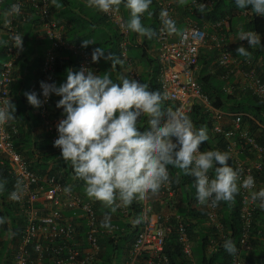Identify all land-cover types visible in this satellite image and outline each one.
<instances>
[{"label":"built area","instance_id":"built-area-1","mask_svg":"<svg viewBox=\"0 0 264 264\" xmlns=\"http://www.w3.org/2000/svg\"><path fill=\"white\" fill-rule=\"evenodd\" d=\"M3 2L0 0V33L6 37L4 51L7 60L0 67V107H4L8 101L12 104V87L16 81L17 63L24 49L21 27L28 18L37 17L36 28L51 42L41 66L38 98L41 99L42 105L38 108V112L41 115V123L54 144L55 139L58 138L57 125L64 116L53 113V95L45 101L40 84L42 81L54 82L60 49L73 52L78 60L79 71L87 68L96 72L92 51L66 41V25L55 19L51 0H14L6 9H2ZM156 2L159 11L156 42L158 61L161 65L158 81L161 90L168 94L165 101L176 104L178 106L176 110L186 114L192 111L193 106L202 107L211 115L214 138L222 140L225 144V152L234 162L235 169L241 170L240 180L249 175L255 178L254 189L241 188L239 191L241 244L243 249L247 248L253 237L255 214L259 209L257 203L251 200L250 193L261 189L257 176L264 170V147L244 124V114L228 113L216 108L209 95L203 91L198 82L202 50L209 47L217 48L220 54L216 64L224 71L222 77L226 80L232 77L240 78L236 84L228 80L224 89L226 93L234 94L236 85H240L264 103V82L258 74V66L252 60L242 61L234 55L229 45L224 44L226 33L230 32L229 16L212 23L205 22L203 25L187 20L180 31L169 32L160 12L162 8H168L169 14L177 20L176 0ZM186 2L187 11L192 15H198L213 7L212 0H186ZM13 4L20 5L19 14L11 12ZM249 13L246 11L243 15ZM102 14L124 37L119 43L121 60L126 64L130 78L142 82L129 56L131 47L127 40L129 32L121 27L126 21L124 13L119 9ZM20 39H22L21 46H19ZM17 134L18 127L11 121L0 125V164L8 163L10 174L19 181L20 188L11 195L10 201L17 205L25 218L20 243L14 254V264H92L101 252L99 236L104 233L113 234L118 230V226L111 224V229L103 230L94 202L72 190L66 193L62 179L56 176L47 174L41 177L31 171L24 157L14 146L13 139ZM57 151L60 153L59 148ZM245 152L248 156L242 158L241 155ZM209 174L212 176L211 171ZM151 194H157L162 206L169 209L155 211L150 201ZM181 195L180 189L175 187L170 176L169 181L164 183L158 192H149L143 198H137L141 208V218L138 222L142 225L124 264H172L166 254V243L174 233L177 235L184 258L192 261V264H197L193 261L194 247L188 234L189 225L184 222V217L175 208ZM191 208L204 212L206 227L212 228L216 233L217 240H212L209 245L211 252L218 242H224L227 236L219 207L212 206L211 202L202 204L195 198ZM119 209L123 210L122 214L126 216L130 213L124 204H121ZM70 211H79L81 213L79 217L85 220L88 227L87 246L76 239L80 223L76 222L78 221L76 218L65 216V212ZM47 244H60V246L53 248L54 255L48 261H44L45 251L49 249ZM231 264H248V261L242 257L240 251H237L232 257Z\"/></svg>","mask_w":264,"mask_h":264},{"label":"clouds","instance_id":"clouds-1","mask_svg":"<svg viewBox=\"0 0 264 264\" xmlns=\"http://www.w3.org/2000/svg\"><path fill=\"white\" fill-rule=\"evenodd\" d=\"M152 2L86 0L88 7L105 14L119 10L123 4L129 12V19L121 27L148 38L153 36L154 31L142 23V18ZM234 3L238 9H250L264 17V0H234ZM11 12L19 14L20 5L13 4ZM160 15L169 32L180 31L168 8H162ZM237 38L247 42V47L241 44L236 49L240 56L249 57V49L257 45L264 47L260 35L253 31L241 30ZM94 43L84 39L82 46ZM21 45L22 39L19 40ZM105 53L102 47L94 48L92 61L99 62L103 58L114 67L119 62L118 58ZM117 80L112 79L110 71L96 73L82 68L80 71L67 70L66 79L59 85L43 81L40 84L45 101L51 95L60 97L56 107L63 110L64 118L57 125L58 138L54 147L59 148L61 158L71 164L74 177L83 182L87 197L101 202L114 213L121 204H131L134 199L143 198L149 192H158L170 179L169 166L194 178L196 198L202 204L211 202L212 206H217L220 202L233 201L241 188H255L253 176L240 180L241 170L228 164V153L200 150L202 143L209 140L206 127L196 128L189 115L166 108L163 103L168 95L166 91L150 87L147 81L139 82L125 76H118ZM25 95L30 105L41 107L39 94L30 92ZM145 113H150V126L142 128L139 120ZM14 116L15 105L10 101L0 107V125L11 121ZM210 171H214V176H210ZM2 189L3 184L0 183ZM64 191L70 193L71 188L66 187ZM250 197L259 208L264 209V188L251 191ZM8 198L10 204L19 209L10 201L11 195ZM136 203L139 205L138 200ZM17 213L25 223L20 209ZM130 215L133 214L123 216ZM136 216L140 214L136 213ZM3 223L5 220L0 215V224ZM111 224H114L111 223V214H106L100 226L111 229ZM139 224L142 225L139 222L134 224L138 231ZM20 237L16 236V243L10 245L13 264ZM223 247L229 254L237 251L230 239L223 242ZM128 252L121 264H124Z\"/></svg>","mask_w":264,"mask_h":264},{"label":"trees","instance_id":"trees-1","mask_svg":"<svg viewBox=\"0 0 264 264\" xmlns=\"http://www.w3.org/2000/svg\"><path fill=\"white\" fill-rule=\"evenodd\" d=\"M4 2L1 4L2 9L8 8L14 0H3ZM213 7L204 11L198 15H192L189 12H186L183 9V3L180 2L177 4V9L179 11L180 17L179 19L182 21V25L187 20H191L196 22L199 25H203V23H212L217 20H221L229 16L230 18V30L233 27V20L235 17L244 16V20H249V27L247 31H253L260 35L262 39H264V17L256 15L253 11L238 9L234 3V0H212ZM70 0H53L52 2V10L53 12L62 11L63 9L70 6ZM125 14L127 13L126 20L129 19V12L126 8H124L123 4L119 8ZM151 13L149 14L148 19L152 21V23L147 24L145 20L147 17L143 16L142 23L151 29H153L154 34L152 39L156 38L157 36V29H158V6L156 0H153L152 4L150 5ZM250 12L248 15H243L244 12ZM156 20L154 21V19ZM241 18V17H239ZM78 21V20H77ZM93 21V19H92ZM240 21V20H239ZM69 22L72 24V20L69 19ZM38 24L37 17H30L28 18L22 25L21 31L23 34V41H27L29 39L34 40V38L39 37V35H43L40 31L36 30V26ZM99 26V28L106 29V36L102 38L99 35L97 39V43L95 46H87L84 47L88 51L94 50L96 47H102L106 51V55L109 54L113 45H117L114 48L118 50V42L122 41L124 37L120 34L119 29L110 22L109 19L104 17L101 13H99L96 18L94 19L93 23L87 27L84 25L87 32L83 36V38L87 35V33H91L94 29ZM232 26V27H231ZM180 28V27H179ZM183 28V27H182ZM180 28V30L182 29ZM29 32L27 35L26 32ZM127 40L129 38H137L138 36H142L137 33H133L128 31ZM80 32L76 31V28L72 27V30L68 31L67 42L71 44H79L82 46V41L78 35ZM211 33V32H210ZM148 37L144 36V42L147 44ZM25 39V40H24ZM134 41L131 39V42ZM36 43V42H35ZM47 44L45 45L46 52L51 47V42L47 39ZM117 43V44H116ZM133 43V42H132ZM25 45V44H24ZM25 47V46H24ZM232 52L236 57L241 59L242 61L252 60L253 63L257 62L258 57L255 58L253 56L243 57L239 56L236 52L234 47H230ZM5 49V47H4ZM134 49L133 45L130 47V51ZM39 59V62L42 63L43 59L46 55ZM118 53V52H116ZM252 53V52H251ZM114 54V50H113ZM3 55L5 59L0 60V67L5 60H7V56L5 55V51L3 50ZM144 55L147 56L148 54L142 51L141 58H144ZM210 52L208 50H203L200 56L199 65L204 69L202 75L199 76L198 82L201 85L203 91L209 95L213 105L216 108H219L224 111L232 110L234 113H241L244 114V124H246L249 130L256 136L258 143L264 147V130H261L260 125H264V103L256 96H253L248 91H239L236 90L234 94H227L224 92V87L222 83L218 81L219 75L224 74V71L219 68L218 73L210 74L208 72L209 68L212 65V62L216 60V58H211ZM1 58V57H0ZM22 58V57H21ZM20 60L17 63V67L19 66ZM150 64H148L147 68H153V74L149 75V77H153V79L148 80L149 86L152 88H160L159 85V73L161 69V65L159 64L158 60L153 58H148ZM148 62V63H149ZM110 61H106L103 58L99 60V62H94V68L96 73H103L105 68H107V64ZM258 66V65H257ZM79 71L78 69V60L77 57L68 50H59V58L57 61V68L55 72V80L53 83L57 84L58 82H64L66 79V72L67 70ZM258 74L261 77L262 81L264 82V71H261L260 67L258 66ZM17 79V71L15 73ZM41 70L39 71V77L37 79V85L39 87V80L41 79ZM145 81L144 79L142 80ZM16 82V81H15ZM14 82V84H15ZM13 84V87H14ZM242 90V89H241ZM13 93V90H12ZM39 96V95H38ZM56 96L53 95V102L55 103ZM164 106L166 108H171L172 110L177 109V105L164 100ZM31 106V105H30ZM30 108L22 109L20 107H15V116L11 120L12 123L16 124L18 127V134L14 137V146L16 150L24 157L26 160L28 167L34 173L40 175L41 177L48 175L56 176L62 179L65 187L70 186L71 184V176L73 174L72 166L70 163H66L62 158L60 153L57 151V148L54 147V144L51 141L50 135L47 136L41 141L37 137H33L29 131H25L23 126L31 121H37L38 119L41 121V115L37 112V116L31 114L29 111ZM33 107L32 109H34ZM38 111V108H36ZM192 119L196 128L206 127L209 140L207 142L202 143L200 146L202 151L208 150H219L221 152H225V144L222 140H217L214 138L213 134V125L211 121V115L206 113L202 107L199 105L193 106L192 111L187 114ZM248 156V153L245 152ZM56 162V163H55ZM52 166L49 168V166ZM228 164L235 169V164L233 161L229 159ZM219 166V165H218ZM170 176L173 179L175 187L180 189L183 192L187 193V198L189 197L190 201L187 202L186 207L188 208V216H192L198 219L197 222L192 223L191 220L188 223V234L190 237L191 242L193 243V247L197 244V248L199 249L198 258L195 256V248H193V256L194 262L197 264H231L232 257L234 254H229L225 251L223 247V242L219 241L216 248L209 252V245L212 240H217V236L215 231L212 228L204 227L203 222L205 220V213L201 211H196L192 209V205L194 204V200L196 198V188L194 186V178L191 176H187L184 172L180 169L173 168L169 166ZM212 176H214V171H211ZM257 181L259 186L261 182H264V170L262 174L257 176ZM0 183L3 184V189L0 190V215L4 216L5 207L7 210L11 211L12 213L19 211L16 206H12L9 202V196L12 195L17 189L20 188L19 181H17L11 174H10V166L8 163H4L3 165L0 164ZM261 187V186H260ZM72 191L80 193V188H71ZM189 194V195H188ZM82 197L83 194L81 195ZM128 210L137 209V215L140 214L141 209L139 205L133 200L131 204H125ZM220 214L222 216V223L225 227V232L227 234L226 239H230L234 241L236 245L237 251L241 253L242 257L248 261V264H264V209L259 208L255 214V222L253 227V237L250 240L249 246L247 248H242L241 244V229H242V221L240 217V195L239 193L236 194L235 199L230 202H220L218 204ZM15 210V211H14ZM121 209L117 208L116 212L120 215L122 214ZM74 212V211H70ZM182 213V211H180ZM65 212V216H68ZM81 214L78 211V215ZM99 214V211H98ZM100 216V215H99ZM184 216V215H182ZM187 216V217H188ZM11 219L5 220V223L0 224V264H10L12 260L13 250L10 249V245L16 242V236H20L23 232L24 221H18L20 224L18 227H15L14 230H11V225L14 224V217L12 218L9 214ZM124 217V216H123ZM186 217V216H185ZM186 217V218H187ZM80 223L77 230V241L82 243L84 246H87V231L88 227L85 223L84 219H79L76 221ZM184 222H186L184 220ZM118 225V230L114 231L113 234H101L99 236V243L101 247L100 254L96 257L95 261L92 264H117V259L119 257V250L123 248L125 254L130 249L131 244L133 243L135 236L138 232L137 225L134 224H116ZM77 227V226H76ZM106 230L105 228H102ZM16 232V233H15ZM121 241H124V245L121 246ZM46 245V244H45ZM60 244H47V248L49 249L45 251V259L44 261H48V259L53 256L52 250L53 248L59 247ZM33 250V249H32ZM31 250V253L34 251ZM236 251V252H237ZM235 252V253H236ZM166 254L169 256L172 264H192V261L186 260L183 256L181 245L178 243L177 235L172 234L166 243ZM11 258V260H10ZM13 264V263H11Z\"/></svg>","mask_w":264,"mask_h":264},{"label":"crops","instance_id":"crops-1","mask_svg":"<svg viewBox=\"0 0 264 264\" xmlns=\"http://www.w3.org/2000/svg\"><path fill=\"white\" fill-rule=\"evenodd\" d=\"M70 6H68L67 8L63 9L62 11H56L54 12V17L56 20H58L59 22L63 23L66 25L67 28V32L72 30L73 28H76V31H79L80 33L78 35L79 38L81 39V41H83L84 39H90L92 41H94V44H90L91 46H95V44L97 43V39L99 38V35L102 36V38L104 36H106V29L103 28H99V26H97L94 31H92L91 33H87V35L83 38V36L86 34L88 28H85L84 25H87V27H89V25L91 23H93L94 19L96 18V16L99 14V11L95 10L94 8H90L87 6L86 4V0H70ZM179 1L184 2L183 4V9L184 11H187V2L186 0H176V4L179 3ZM151 13V10L149 9L148 12H146L144 14L145 17L149 16V14ZM177 22L180 28L183 27V23L182 21L179 19L180 14L179 11L177 9ZM125 16L127 17V13L125 11ZM241 18H239L240 21H238L239 23L237 25L234 26L232 29L230 30V32L226 33V42L224 43L225 45H229L231 47H234L235 49H237L241 44H243L245 47H247V42L244 41H239L238 40V33L241 30L247 31L248 27H249V20H244V16H239ZM69 19H71L73 22L72 24L69 22ZM93 19V21H92ZM78 20V21H77ZM156 20V18L154 19V21ZM145 22L147 24L152 23V21H150L147 17V19L145 20ZM38 30V29H36ZM39 31V30H38ZM86 31V32H85ZM26 34L28 35L29 32L27 31ZM5 35L3 33H0V60L1 59H5L4 55H3V50L5 47ZM32 39V38H31ZM25 40L24 41V49H23V54H22V58H21V62L19 64V66L17 67V79L16 82L14 84V87L12 88L13 93H12V104L15 105V107H20L22 109L25 108H30V104L28 103L27 99H26V95L25 93H30V92H35L38 93V85H37V79L39 77V71L41 70V65L42 63L39 62V59H41L45 52H46V47L45 45L47 44V38H45V36L43 35H39V37L34 38V40ZM131 39L134 40L131 42ZM147 44H145L144 42V36H138L137 38L133 39V38H129L130 41V46L134 47V49H132L129 52V56L130 58L133 60V64L134 67L136 68V70L139 72V74L142 76V80L144 79L145 81L148 80H152L153 77H149L148 78V74L152 75L153 74V68H147L148 64H150L148 58H153L155 60H158V45L156 42V38L152 39L151 38H147ZM36 42V43H35ZM120 42H118L119 44ZM117 44V43H116ZM262 44H264V39H262ZM89 45V46H90ZM117 45H114V47ZM205 50H208L210 52V57L216 58V60L214 62H212L211 67L209 68L208 72L210 74H217L219 71V67L216 64V61L219 57V50L217 48H206ZM142 51L146 52L148 55L145 56L144 58H141L142 56ZM203 51V50H202ZM251 53L250 56H253L255 58L258 57L257 62H255L256 65H258L261 69V71H264V47H260L259 45L250 48L249 49ZM118 52V53H116ZM109 54H112V56L114 58H118L119 62L117 64H115L114 67H112L111 62L107 64V68H105V70L103 71H110L111 75H112V79L114 81H117V77L118 76H125L129 79V70L126 66V64L121 60L120 57V46H118V50L117 48H114V54H113V48L110 49ZM240 56V55H239ZM149 62V63H148ZM203 68L200 66L199 70H198V78L200 75H202L203 72ZM223 71V70H222ZM222 75H219L218 81L220 83H224L223 85H227L228 80L233 83L236 84L239 82L240 78H236V77H232V78H228V80L224 79ZM61 82H58L57 85H59ZM237 89L239 91H244V89L240 86V85H236ZM242 89V90H241ZM39 97V96H38ZM60 99V97L56 96L55 99V103L53 102V113L55 115H62L63 116V110L60 108L56 107V103L57 101ZM33 108V106H32ZM29 109L28 112H30L31 110V114L36 115L37 116V109ZM232 112V110H228L227 111ZM149 116L150 113H146L142 118H140L139 123L140 126L142 128H146L148 126H150V122H149ZM260 129L264 130V125H260ZM24 130L28 133H31L33 137H37L39 138L41 141L47 136V133L44 129V126L42 125L41 121L38 119L37 121H31L27 124H25L23 126ZM242 158H246V154L242 153L241 155ZM56 163V162H55ZM52 166V164L49 166V168ZM70 188H80V194L83 196H85L84 198L91 200L92 202H94L96 208L99 211V215H100V220L102 221L104 216L106 214H111V223L114 224H122V226H124L125 224H136L138 222V220L141 218L140 216H136L137 213V209H133V211H130V214L132 213L133 215H130L129 217H123L122 215H120L118 212H111L110 208H107L105 206H103V204L101 202L95 201L93 199H90L89 197H87L86 192H85V186L83 184L82 181L77 180L74 177V174H72L71 176V184H69ZM261 187L264 188V182H261ZM181 192V197H180V201L177 202V204L175 205L177 208L176 210L181 214L184 215V220L189 223L190 220L191 222H197L198 219L194 218L192 216H188V208L186 207L187 202H189V197L187 198V193L183 192L180 190ZM189 195V194H188ZM135 202H137V199H134ZM150 201L151 204L154 208L155 211H167L169 208L166 206H162L160 199L158 198L157 194H151L150 195ZM39 206H42L41 204H39ZM6 210H4V220H9L11 219L9 217L10 216L13 218L14 217V224L11 225V230H14L15 227H18V221H20L21 219V215L17 212L12 213L11 211H9V209L7 210V207H5ZM15 211V210H14ZM182 211V213L180 212ZM68 217L71 218H76L77 220L80 219L78 212H69L67 213ZM187 218H186V217ZM18 220V221H17ZM22 222V221H21ZM204 227L206 226V219L203 222ZM139 226H141V224H139ZM16 233V232H15ZM16 243V242H14ZM197 246V244L195 245ZM11 247V246H10ZM195 248V247H194ZM11 260V258H10ZM11 263L12 260H11ZM10 263V264H11Z\"/></svg>","mask_w":264,"mask_h":264},{"label":"rangeland","instance_id":"rangeland-1","mask_svg":"<svg viewBox=\"0 0 264 264\" xmlns=\"http://www.w3.org/2000/svg\"><path fill=\"white\" fill-rule=\"evenodd\" d=\"M238 21H239V17H235L234 20H233L234 26L239 23ZM113 50H114V45H113ZM124 243H125L124 241H121V246H123ZM198 250L199 249L195 246V256H196V258H198V255H199ZM124 258H125V251H124L123 248H120V250H119V257L117 259V264H121L123 262Z\"/></svg>","mask_w":264,"mask_h":264}]
</instances>
